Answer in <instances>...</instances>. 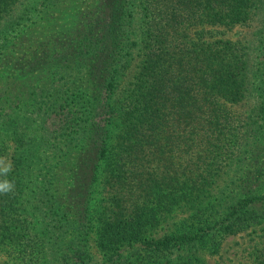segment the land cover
Instances as JSON below:
<instances>
[{
	"label": "trees",
	"instance_id": "obj_1",
	"mask_svg": "<svg viewBox=\"0 0 264 264\" xmlns=\"http://www.w3.org/2000/svg\"><path fill=\"white\" fill-rule=\"evenodd\" d=\"M0 158V264L203 263L264 225V0H0Z\"/></svg>",
	"mask_w": 264,
	"mask_h": 264
},
{
	"label": "rangeland",
	"instance_id": "obj_2",
	"mask_svg": "<svg viewBox=\"0 0 264 264\" xmlns=\"http://www.w3.org/2000/svg\"><path fill=\"white\" fill-rule=\"evenodd\" d=\"M254 28L253 26H235L226 31L225 37L231 40H251ZM33 31L37 35H41L43 28L41 26H34ZM133 64H136V62ZM134 69L135 67L133 66L131 73ZM246 107V105L236 106L235 109L244 110ZM0 160L3 161L2 158ZM2 164H5V162ZM225 179L224 177L217 179L215 188H213V190L217 189L215 192L221 190L225 185ZM262 245H264V225L226 237L218 253L201 252L200 255L203 259V263L201 264H254L256 251Z\"/></svg>",
	"mask_w": 264,
	"mask_h": 264
},
{
	"label": "clouds",
	"instance_id": "obj_3",
	"mask_svg": "<svg viewBox=\"0 0 264 264\" xmlns=\"http://www.w3.org/2000/svg\"><path fill=\"white\" fill-rule=\"evenodd\" d=\"M3 161L0 160V164H2ZM11 171V164H6L3 167H0V176H6L8 172ZM14 189V184L13 182L7 180V179H3L0 180V193H9L12 192Z\"/></svg>",
	"mask_w": 264,
	"mask_h": 264
}]
</instances>
